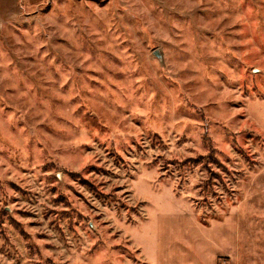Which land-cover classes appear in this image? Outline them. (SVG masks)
I'll return each mask as SVG.
<instances>
[{
	"label": "rangeland",
	"instance_id": "374dc122",
	"mask_svg": "<svg viewBox=\"0 0 264 264\" xmlns=\"http://www.w3.org/2000/svg\"><path fill=\"white\" fill-rule=\"evenodd\" d=\"M0 264H264V0H0Z\"/></svg>",
	"mask_w": 264,
	"mask_h": 264
},
{
	"label": "water",
	"instance_id": "95a60500",
	"mask_svg": "<svg viewBox=\"0 0 264 264\" xmlns=\"http://www.w3.org/2000/svg\"><path fill=\"white\" fill-rule=\"evenodd\" d=\"M158 59H162L160 51H156L154 54Z\"/></svg>",
	"mask_w": 264,
	"mask_h": 264
}]
</instances>
